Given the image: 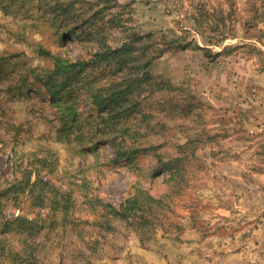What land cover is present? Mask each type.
<instances>
[{
  "label": "rangeland",
  "instance_id": "374dc122",
  "mask_svg": "<svg viewBox=\"0 0 264 264\" xmlns=\"http://www.w3.org/2000/svg\"><path fill=\"white\" fill-rule=\"evenodd\" d=\"M133 34L147 54L163 47L148 67L93 59ZM56 58L85 64L57 71ZM197 136L200 168L179 148ZM129 148L131 164L116 157ZM183 155L175 238L115 236L93 264H264V0H0V189L29 175L25 194L43 180L92 220V203L117 205L135 183L164 194L162 163ZM25 194L2 199L5 215L53 219ZM62 233L41 237L40 264H85Z\"/></svg>",
  "mask_w": 264,
  "mask_h": 264
},
{
  "label": "trees",
  "instance_id": "16d2710c",
  "mask_svg": "<svg viewBox=\"0 0 264 264\" xmlns=\"http://www.w3.org/2000/svg\"><path fill=\"white\" fill-rule=\"evenodd\" d=\"M133 35V38L119 48H106L104 51L96 52L93 59L115 62L122 66L136 63L137 68L148 67V63L154 59L155 55L162 53L163 47L158 48L156 46V50L147 54L146 52L154 46L149 41L142 42V37L139 34ZM172 43L174 41H171L166 47H171ZM187 46L188 44H180L179 47L186 49ZM195 47L201 50L203 55L211 61L215 58L216 54H213L210 49L199 45H195ZM55 61L57 71H74L77 67L85 64L83 61L66 63L62 58H56ZM44 83L47 87H51L50 82L45 81ZM115 102L116 98L110 100L111 104ZM108 108L110 111L113 109L112 106H108ZM198 142L200 143V140L197 136V138L180 145L179 148L180 153H184L189 148L190 150L186 153L190 159L198 163L200 168L203 164H200V157L196 154ZM128 150L116 152V157H121L125 162L131 164L133 161L131 156H135L139 149L129 148ZM184 160L185 155L162 163L160 172L166 174L165 182L167 185L164 194L154 196L149 188L135 183L130 186L123 201L117 205L99 200H96L97 203H92V214H94L92 220L89 218H72L69 213L75 204V200L70 197V193L55 188L47 182H42L43 180H36L29 191L30 194H25L29 175L26 176V182L13 183L6 189H0V261H6L8 264H40L39 253L43 244L41 237L56 229L62 230V239L66 237L72 240L71 237L74 236L75 242L81 243L80 247L85 250L86 254L79 253L73 258L85 262V264H93V260L106 258L107 256H103L106 251L102 246L110 245L115 236L126 238L132 234L142 248L157 241L158 237L175 238L173 236L175 235L174 227L165 226L167 223L166 215L173 210L169 204L172 195L180 194L184 189V175L186 173ZM10 194L15 201L20 194L27 195L28 199H33V206L48 208L53 219L45 224L44 220L46 219L39 216L30 218L26 214L5 215L2 199L7 198ZM117 256L113 258L115 259Z\"/></svg>",
  "mask_w": 264,
  "mask_h": 264
},
{
  "label": "crops",
  "instance_id": "0c3cea01",
  "mask_svg": "<svg viewBox=\"0 0 264 264\" xmlns=\"http://www.w3.org/2000/svg\"><path fill=\"white\" fill-rule=\"evenodd\" d=\"M131 261H133V263H131ZM102 264H150L149 261L147 260H142L141 262H139L136 258L132 259H126V258H117L116 260H112L109 262H104Z\"/></svg>",
  "mask_w": 264,
  "mask_h": 264
}]
</instances>
